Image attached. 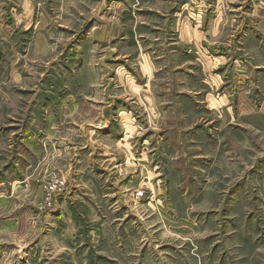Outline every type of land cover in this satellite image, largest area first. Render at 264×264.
<instances>
[{"label":"rangeland","instance_id":"obj_1","mask_svg":"<svg viewBox=\"0 0 264 264\" xmlns=\"http://www.w3.org/2000/svg\"><path fill=\"white\" fill-rule=\"evenodd\" d=\"M175 1L0 0V264H264V9L229 16L248 85L212 88L189 45H169L211 6ZM138 53L162 67L156 126ZM122 113L142 129L117 128Z\"/></svg>","mask_w":264,"mask_h":264},{"label":"crops","instance_id":"obj_2","mask_svg":"<svg viewBox=\"0 0 264 264\" xmlns=\"http://www.w3.org/2000/svg\"><path fill=\"white\" fill-rule=\"evenodd\" d=\"M201 2V4L199 5H207V6H211V11L208 12L209 7H207L206 9V13L201 16L200 14H188L189 15V22H184L181 26V28L175 29V42H171L169 43V45H173L174 43H176L178 40L180 42H182V44H187L189 45V47H185L181 49V52L185 55V57H190L192 59H194L197 63L200 64V66L202 67V74L204 76V81L203 83L209 85L210 87L214 88L219 86L220 84H223V80H222V76L232 73L233 75V82L234 84L237 85H243V84H247V82H249L250 78L252 77V71H251V65L248 64L245 61H243V59H241V57H237L235 59H231L230 57H228L229 55L233 54L235 52V50L239 49V47H237V43H243L240 42L239 40L235 41L233 39V34H235V32L239 31L237 33L238 36H240L243 34H247L246 30H244V28H241V25L236 26L237 21L233 18L232 20L229 18V16H236L238 18V11H241V13H245V12H250L253 9V12H256V6H258L260 9H264V0H206L204 2V0H178L175 1V5L177 6H182L184 5L185 7L191 4H195V3H199ZM203 2V3H202ZM174 3V1H173ZM161 5V4H160ZM179 8H174L171 11L173 13V15H177ZM237 13V14H236ZM194 16H196V19H198V17L200 16L201 19L206 20V23H208L206 25V30H201L198 29L199 28V23H197L196 25L192 26L190 22L198 21L194 18ZM228 21H231L232 24V31H230L229 29H225V25ZM248 31V29H247ZM231 32V36L229 35ZM130 37L133 39V34L130 32ZM170 35H172V33H170ZM178 36V39H177ZM170 40H172V38H170ZM203 44H207V45H214V44H218L220 48L225 47L227 50H224V52H221L219 49H217L218 54L216 56H214V53L212 54L210 51H205L204 53H202V49L200 48L201 45ZM223 49V48H222ZM211 53V54H210ZM110 54V56H109ZM200 55V56H199ZM126 55H122L121 57L124 58ZM114 57V52L112 51H107V59H113ZM135 57H140L139 61H140V67L142 68V70H144L145 75L148 76V83L145 84L146 89L144 90V94H141V90L138 89L136 92L138 96H139V100L142 103V107L145 111H147L148 117L150 119V123L152 126H156L157 121H158V117H159V109H158V101L156 100V98L154 97V95H152V93H150V84H151V76H153L154 71L156 69H162L160 62H157L156 64H154V62L152 61V59H150V56L147 55H141L140 53L136 54ZM160 57V56H158ZM198 57V59H197ZM263 57H264V51H263ZM191 60V59H190ZM118 64V62H116ZM228 63H231V66H227L226 68H224L222 70L221 73H214V69L218 66L220 67H225ZM120 65H122V62H119ZM259 66H254V68H257ZM264 67V66H263ZM198 93V92H196ZM129 93L126 92L125 96L128 97ZM95 99H97L98 97L95 95L94 96ZM207 97H209V95H207ZM228 96H226L225 98H227ZM245 97V96H244ZM222 98V99H225ZM243 97L241 95L240 99L241 100ZM110 99V98H108ZM221 100L219 97L215 98L214 95L211 97V101H219ZM246 100H248L247 98H243L242 101L246 102ZM115 100H113L114 102ZM223 101V100H222ZM264 104V103H263ZM241 105V104H240ZM79 105H75L72 108V117L76 116V114L80 113L79 111ZM111 106H104L102 108V111H111L112 109H110ZM239 107H237V114L238 116L240 115H251L254 114L255 111L253 109H249L246 112H242L239 114ZM264 111V110H263ZM121 113H118V115H120ZM88 115H90L89 121L93 122L95 120V118L98 116V112H94L93 116L92 112L89 110ZM122 120H128L126 121V123L124 122L121 126H119L120 124H116L117 128L121 127V129H124L126 131H128V133L134 132L135 129L134 127L136 126L138 129H142L141 126H139L138 124H134L132 122V114H125L122 113ZM99 116H101V114H99ZM118 117V116H116ZM101 125V124H100ZM93 127H97V125H94ZM104 129L106 127H103ZM96 132L97 130L94 129ZM110 131V130H108ZM107 131V132H108ZM111 132V131H110ZM123 142H125V144L127 146L128 142H129V138H121L120 140L117 141L118 145L121 144L122 146L124 144H122ZM117 145V146H118ZM127 155V152H126ZM112 158H107L106 161H112ZM137 164H138V173L139 175H143L146 173V167H145V158L144 156H142L141 158H137ZM121 165L125 166V168H128L129 166H133L132 165V161L130 160H125L124 163H121ZM119 166V165H118ZM117 168L116 165H112V169L113 168Z\"/></svg>","mask_w":264,"mask_h":264},{"label":"water","instance_id":"obj_3","mask_svg":"<svg viewBox=\"0 0 264 264\" xmlns=\"http://www.w3.org/2000/svg\"><path fill=\"white\" fill-rule=\"evenodd\" d=\"M109 56H110V54H109Z\"/></svg>","mask_w":264,"mask_h":264}]
</instances>
